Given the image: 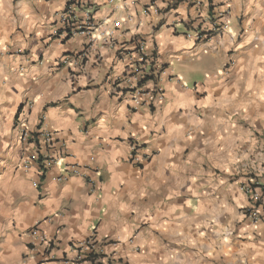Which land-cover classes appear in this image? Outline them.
I'll return each mask as SVG.
<instances>
[{"label":"clouds","instance_id":"9594fccd","mask_svg":"<svg viewBox=\"0 0 264 264\" xmlns=\"http://www.w3.org/2000/svg\"><path fill=\"white\" fill-rule=\"evenodd\" d=\"M96 2L102 8L98 17L106 18L109 12H115L114 20L130 17L125 27L133 26L134 12L147 20L142 10L147 0ZM224 3L225 11L231 8V12L223 36L214 41L217 48L207 55L202 50L197 54L199 45L192 47L195 33L184 40L168 32L167 44L163 43L165 37L152 34L150 40L166 48L155 69L156 83L148 86L152 91L113 99L116 93L108 94L103 76L109 69H113V77L119 76L125 67L115 59V46L107 37L105 52L98 41L87 36L86 41H91L85 52L87 65L77 59L73 61L76 76L69 77L65 71L62 78L57 77L60 69L53 68L56 57L39 59L43 49L37 51L35 33L46 34L47 15L63 7L62 0H17L16 6L12 0H0V264H48L42 255L43 242L54 235L59 223L50 220L41 225L42 232L23 237L26 220L31 223L35 218L30 208L37 174L29 159L31 150L16 145L18 133L23 132V127L17 130L11 122L18 105L27 106L21 114L25 127L34 128L39 121L45 136L61 138L57 159L69 151L64 142L72 146L76 161L73 175L57 178L54 195L61 198L60 190L67 184L69 192L63 199L70 202L75 196L81 215L87 203L81 195L92 196L94 207L89 211L106 207L101 237L111 233L123 239L126 248L121 251L132 252L135 264H214L221 257L227 258L226 264H264V224L252 225L240 211L248 207L245 175L255 172L264 180V103L260 102L264 100V72L256 67L259 57L260 68H264V0ZM78 15L87 19V12ZM237 20L241 22L237 24ZM229 29H234L235 35ZM107 31H111L110 25L96 29L98 35ZM112 35L115 38L119 33ZM151 48L150 42L145 50ZM24 49L27 53L20 55ZM97 51L102 53L100 63L93 60ZM170 62L177 68H169ZM125 63L128 71L135 70L130 60ZM188 64L208 75L196 90L171 78L178 69L191 79ZM252 75L258 79L252 81ZM70 79L77 88L85 83L99 87L91 93H74ZM124 79L127 84L134 83ZM197 90L206 91L207 99L197 95ZM61 96L66 97L62 102L43 108L49 99ZM37 97L40 105L33 104ZM121 99L123 104L118 102ZM129 104L137 109L135 114ZM148 104H155V114L149 112ZM34 107L38 111L31 114ZM129 121H134L135 127ZM133 132L141 141L153 133L148 137L149 148L135 156L130 155L127 139ZM117 137H123V142ZM146 155L151 163L144 159ZM129 160L137 166L142 160L144 171L137 175ZM97 169L106 173L103 186L88 179L95 180ZM109 174L114 181L107 179ZM44 195H48L46 189ZM63 207L61 203V211ZM42 211L38 208L36 214ZM95 219L100 217L93 216L89 222ZM253 233V240L240 243V236ZM28 239L37 247L22 258Z\"/></svg>","mask_w":264,"mask_h":264},{"label":"crops","instance_id":"0c3cea01","mask_svg":"<svg viewBox=\"0 0 264 264\" xmlns=\"http://www.w3.org/2000/svg\"><path fill=\"white\" fill-rule=\"evenodd\" d=\"M70 0H62L63 7L57 9L55 13L49 12L47 18L49 20L48 30L45 33H35L36 43H38L39 48L38 52L43 49L41 52L39 59L43 61L46 56H55L56 63L53 65V68H59L60 71L56 72L57 77H61L67 72L69 77H74L77 75L75 71L74 63H68L66 65L62 64V60L65 57H73L74 61L79 59L82 64L87 65L88 56L82 58L80 54L83 52L85 48L91 45V41H98L101 45V48L107 51L108 45L103 43L100 39L97 38L96 31L91 32V41H86V36L84 35H74V36H63L60 33L55 34V32H59V25L57 23V19H54L53 16L58 17L59 13L64 9V7L69 3ZM139 3V0H136ZM201 4H198V3ZM14 6L17 4V0H12ZM76 4L78 7L76 9V23L84 22V16H79V12H85L87 9L92 11V21L95 26L99 25H110L113 21H118L120 23V28L116 30V33H119V36L116 37L119 44H124L127 48H132V42L135 37L145 38L152 43L154 48V56L156 58L157 64L161 65L160 57L166 51V48H161L160 43H157L155 40H150L152 34H155L157 37L163 36L165 37L163 43L167 44V33L171 32V36L173 38H183L187 40L186 32L191 30L193 27H201L203 30L208 29L209 19L215 20L217 25H219V29L212 33L208 38L201 41H192V47H196L199 45L198 52L202 50L205 55L208 54L210 49L217 48L218 45L214 43V41H219L223 36L224 30L227 27L225 21L226 18H229V13L231 12V8H228L225 11V3L224 0H147L146 3L142 5V10L147 18L146 22L140 19V13H133V26L125 27V25L129 24L130 17H122L113 19L115 16V12H109L105 17H98V14L102 11L101 6L96 2V0H89L85 2L84 0H76ZM153 14L155 15V19L153 18ZM241 21L237 20V24ZM19 31V29H17ZM229 33L235 35L234 29H229ZM238 38V37H237ZM11 39V37H9ZM62 48V51L60 50ZM179 50V49H178ZM27 53V49H24L20 52V55H25ZM9 55H12L9 52ZM100 58L99 60L97 58ZM103 59L102 53L100 51L96 52V55L93 57V60L96 63H100ZM118 60L117 58H115ZM119 61V60H118ZM121 62V61H120ZM122 63V62H121ZM123 64V63H122ZM174 62H170L168 67L174 68ZM257 69L259 71L264 72V68H260L259 57H257ZM186 70H190L191 79H186L183 72H178V70L173 71L172 80L173 82L179 81L185 88H193L197 89L198 84H202L204 80L208 79V75L202 71L197 70V66L194 64H188L186 66ZM223 72V69H221ZM123 72L116 77H113V69H109L103 76L102 83H105L108 86V94L111 96L112 93V84L119 78ZM258 79V75H252L251 80L256 81ZM68 84L74 89V93L76 92H88L91 93L94 87H99V85H89L87 83L80 85L78 88L72 83L70 79ZM61 84H57V88H61ZM73 93V94H74ZM197 95L202 96L207 99L208 93L206 91L197 90ZM66 97L61 96L59 99H49L47 103L43 105L44 109H47L49 105H55L59 102H62ZM115 99L116 97H112ZM123 104V102L118 101ZM264 103V100L260 101ZM22 103V102H21ZM34 105H40V99L37 97L36 100L33 101ZM26 105L20 106L18 105L16 110L12 113L11 122L15 126L17 130L21 127L24 129H28L31 131H36L40 126L43 128V124L37 121L36 126L34 128L25 127L21 123V114L26 109ZM128 109L135 114L137 111H132L129 107ZM183 111V108L180 109ZM38 111L37 108L32 109L31 114H35ZM156 106L154 108L149 109V112L155 114ZM91 119V118H90ZM135 127L134 121H129ZM99 127V125H98ZM147 131V129H145ZM76 133L73 132V135ZM153 135V133H148L143 140H138L135 132L132 133L127 139L132 140L138 144L141 150H147L149 148L148 137ZM258 135V134H257ZM121 142H123V137H117ZM107 143V139L104 141ZM62 141L59 136L53 138L52 137V146L50 148H45L38 137L33 141L23 142L20 137V133H18L16 145L20 147L22 145H27L28 149L31 150V153L40 148L42 149V154L46 157L52 158L53 163L50 167L45 168L41 171L37 164L34 165L35 172L37 174V184L35 188V196L33 198V202L31 203L30 212L34 215V219L31 223H28L27 220L23 225V237L27 238L29 235L27 234L30 230L37 228L39 231H43L41 225L46 224L50 220L59 221L56 225L55 233L52 236L48 237V240L51 242L53 260H47L48 264H86V263H77L75 260V255L77 253H82L81 249H77L83 242L87 241V239L94 236L96 242L98 244L104 243L103 254L109 255L110 264H135L133 259V253L127 252L126 254L121 251L122 248H126L123 239L114 238L111 233H106L101 237V227L103 224V217L107 212L106 207H100L98 212L89 211V208L94 207L93 198L91 195L84 196L81 195V200H87V203L83 207V215H81L80 205L77 203V199L75 196L72 197L70 202H67L63 199L64 194L69 192V187L67 184L64 185L63 189H61V198H57L54 194L58 189L57 178L58 177H71L72 169L76 165V161L73 159L72 154V146L63 143V147L65 149H69L67 153L62 155L59 159L56 158V150L60 147ZM130 147V145H129ZM137 151L135 155L139 152ZM131 155V153H130ZM156 153L153 152V156L155 157ZM23 158V157H21ZM151 163V159H149ZM129 163L133 164L136 167V174L139 175L144 171L143 161L136 165V162L129 160ZM264 168V165H261ZM227 174V173H226ZM105 176L106 173L102 170L97 169L95 174V180H92L91 176H89V181L91 183L99 182L100 185H105ZM257 179L259 183H262L264 180L261 179L259 175L255 172H251L245 175V180L249 179ZM107 179L110 181H114V177L112 175H108ZM235 179H239L236 177ZM45 189L48 192V195L45 196ZM27 203V202H26ZM61 203L64 204L63 211H61ZM190 203V202H189ZM38 208L43 209L42 213L37 215ZM242 209V208H241ZM240 209V211H241ZM98 215L100 219L91 220L93 216ZM134 215V213H133ZM63 216V218H61ZM73 221H76L75 225H73ZM247 221V220H245ZM245 221H241V225L246 227ZM264 224V221L253 224L256 227ZM145 227L147 225H144ZM15 227V224L13 225ZM240 227V226H238ZM67 229V231H65ZM240 230H243L240 227ZM61 233H64L62 236ZM46 234V233H45ZM236 235V233H234ZM256 236V233H253L251 236H240L239 241L241 244H247L248 241L253 240ZM33 241L28 239L24 244L25 251L22 253V258H27L30 252H34L37 246H32L31 243ZM46 248L43 245L42 255L45 258ZM139 254V250H137L136 255ZM211 258V257H209ZM226 257H221L219 261H215L214 264H226ZM237 264H240L238 261ZM247 264V262H245Z\"/></svg>","mask_w":264,"mask_h":264},{"label":"built area","instance_id":"2783aa9c","mask_svg":"<svg viewBox=\"0 0 264 264\" xmlns=\"http://www.w3.org/2000/svg\"><path fill=\"white\" fill-rule=\"evenodd\" d=\"M84 1L88 2L89 0ZM198 4L201 3L199 2ZM77 7L78 4H76V0H70L69 3L64 7V9L59 13V19H57V23L60 28L59 32H55V34L60 33V35L66 37L74 35H84L87 37L89 35L91 36V32L96 31V29L101 26L94 25L92 21V11L88 9L85 11L87 12V19H84V22L82 23H76ZM209 21L210 22L208 29L203 30L200 26L193 27L191 30L186 32V36L188 37L189 33H195L196 41H201L208 38L210 35H212V33L219 29V25H217L215 20L209 19ZM110 26L111 31H107L100 35H98L96 32L97 38L107 45L108 43L105 41V37L108 38V41H110L111 44L115 46V58L121 61L125 67L123 74L119 78H117V80H115V82L112 84L111 91L114 90L116 93L115 97L120 98L128 96L134 97L138 93L147 95L148 92L152 91V89L148 86L150 84L156 83L155 69L159 67L154 56L153 46L151 49L146 51V46L150 43V41L145 38L135 37L133 40H131L133 47L129 49L123 43L119 44L116 37L114 38L112 35L113 32L120 28V23L118 21H113L111 22ZM91 38L94 37L91 36ZM90 47L91 45L89 44V46L85 48L80 54V57H86L87 55H85V52ZM73 59L74 58L70 56L65 57L62 60V64L66 65L68 63H72L74 61ZM129 60L132 62V66L135 69L134 71H128V65L125 63V61ZM65 61H67V63H65ZM124 78H127V80L130 81H134V83L127 84ZM119 101L123 102L122 99ZM141 106L143 107V104ZM128 107L132 111H137V109L133 107L132 104H129ZM147 107L148 109L154 108L155 104H148ZM20 137L23 142L28 143H30V141L32 140L34 141L36 137H38L39 141L45 148H50L52 146V137L45 136L43 134V128L41 126L37 128L35 132L23 128V132L20 133ZM129 142L131 148V156H135V153L141 148L136 142L132 140H129ZM42 149L43 148L40 146V148L38 147L37 150L33 151L29 155V159L33 162V164H37L41 171L45 168L50 167V165L53 163L52 158L46 157L42 154ZM144 159H149V157L146 155ZM132 161L133 160H131V162ZM246 183L248 187L245 189V191L249 194L248 207L242 208L241 212L243 213L245 220L256 224L258 222L264 221V181L262 183H259L257 179L252 178L246 180ZM241 187H244V185H241ZM257 189H259V193L257 192ZM253 197H255V199H253ZM38 231L39 230L37 228H34L30 230L27 234L29 236H33ZM31 245L37 246L34 241L31 243ZM43 245L46 248V251H44L45 259L53 260L54 256L52 253V246L50 240H48L47 238L43 242ZM104 245V243L98 244L94 236H92L77 248L81 249L82 253L79 252L75 255V261L77 263L86 264H110L109 255L103 254Z\"/></svg>","mask_w":264,"mask_h":264},{"label":"rangeland","instance_id":"374dc122","mask_svg":"<svg viewBox=\"0 0 264 264\" xmlns=\"http://www.w3.org/2000/svg\"><path fill=\"white\" fill-rule=\"evenodd\" d=\"M174 67H175V68H177V66H176V65H174ZM177 70H178V69H177ZM178 72H180V73H181L182 71H179V70H178Z\"/></svg>","mask_w":264,"mask_h":264}]
</instances>
